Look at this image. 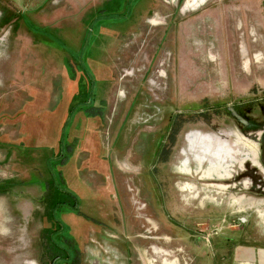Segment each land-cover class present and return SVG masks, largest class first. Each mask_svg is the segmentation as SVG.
I'll use <instances>...</instances> for the list:
<instances>
[{"label":"rangeland","instance_id":"374dc122","mask_svg":"<svg viewBox=\"0 0 264 264\" xmlns=\"http://www.w3.org/2000/svg\"><path fill=\"white\" fill-rule=\"evenodd\" d=\"M74 252L264 264V0H0V264Z\"/></svg>","mask_w":264,"mask_h":264},{"label":"trees","instance_id":"16d2710c","mask_svg":"<svg viewBox=\"0 0 264 264\" xmlns=\"http://www.w3.org/2000/svg\"><path fill=\"white\" fill-rule=\"evenodd\" d=\"M87 112V111H86ZM63 161V160H62ZM59 176H60V173H59ZM61 177V176H60ZM75 200V199H74ZM73 200V201H74ZM70 203H72V201L70 202ZM72 206L74 207L75 206V204L74 203H72ZM69 239H65V241H62V247H64V248H66L67 250H70V248H72L73 249V251H74V246L73 245H71L72 243H71V241L70 242H67ZM68 243H70L69 245H68ZM79 252V251H78ZM78 252H77V254H78ZM56 256H58V255H56ZM55 256V257H56ZM76 254H75V252H74V256H73V258H71V259H73L72 261H71V263H75V261H76ZM56 259V258H55ZM68 259V258H67ZM62 262H64V261H62ZM76 263H77V261H76ZM75 263V264H76Z\"/></svg>","mask_w":264,"mask_h":264},{"label":"bare ground","instance_id":"6f19581e","mask_svg":"<svg viewBox=\"0 0 264 264\" xmlns=\"http://www.w3.org/2000/svg\"><path fill=\"white\" fill-rule=\"evenodd\" d=\"M217 187L219 188V187H221V186H217ZM97 264H99V262H98ZM112 264H113V263H112Z\"/></svg>","mask_w":264,"mask_h":264}]
</instances>
